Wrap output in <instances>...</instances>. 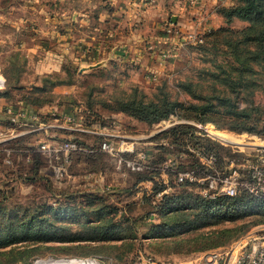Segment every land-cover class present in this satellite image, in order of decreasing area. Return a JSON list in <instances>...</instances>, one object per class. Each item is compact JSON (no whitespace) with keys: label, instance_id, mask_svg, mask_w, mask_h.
Returning a JSON list of instances; mask_svg holds the SVG:
<instances>
[{"label":"rangeland","instance_id":"rangeland-1","mask_svg":"<svg viewBox=\"0 0 264 264\" xmlns=\"http://www.w3.org/2000/svg\"><path fill=\"white\" fill-rule=\"evenodd\" d=\"M238 3L0 0V92L11 95L1 109H12L0 114V264L188 261L264 230V198L209 197L197 182L176 184L172 170L163 171L160 195L139 182L153 177L162 190L169 159L180 171L211 174L199 160L210 154L217 171L244 177L264 147V61L243 39L251 23L222 13ZM132 96H165L175 112L151 122L121 106ZM206 100L214 110L198 120L191 105ZM106 138L133 141L137 153L119 162L97 150ZM67 140L82 149L58 178L39 148ZM141 152L146 168L131 171L123 161ZM207 201L213 205L205 210ZM183 215L197 226L174 233L170 226ZM97 225L98 240L56 238L88 237Z\"/></svg>","mask_w":264,"mask_h":264},{"label":"built area","instance_id":"built-area-1","mask_svg":"<svg viewBox=\"0 0 264 264\" xmlns=\"http://www.w3.org/2000/svg\"><path fill=\"white\" fill-rule=\"evenodd\" d=\"M11 111L12 109L8 107L4 110V114L8 115ZM68 119L72 120L73 116H68ZM79 149H82V147L77 142L71 140L55 143L43 142L39 148L46 160H48L49 172L58 178L63 177L67 173L72 152ZM257 149L258 153H255L254 159L247 164V171L244 177L239 176L235 169L227 174L217 171L215 156L213 154L199 157L201 165L205 170L209 168L214 170L211 174L204 172L198 174L200 169L196 167L180 171L177 169V166H174L177 160L172 161L170 159L161 167V174L162 177L167 178V174L164 172L172 170L176 184L197 182L203 185V193L209 197L246 195L264 198V147L259 146ZM98 150L109 156L118 157L119 162H121L122 154L133 155L137 153V145L133 141L125 140L114 143L109 138H106L99 144ZM147 158V153L141 152L138 154V157L123 161V163L131 171H141L146 168ZM173 158L175 159V157ZM147 183H149L150 187L147 186L145 188L149 189V192H152L151 185H153V182L148 181ZM150 264L158 263L152 262ZM191 264H264V230L250 233L238 239L231 247L222 251L214 250L204 253L202 257Z\"/></svg>","mask_w":264,"mask_h":264},{"label":"trees","instance_id":"trees-1","mask_svg":"<svg viewBox=\"0 0 264 264\" xmlns=\"http://www.w3.org/2000/svg\"><path fill=\"white\" fill-rule=\"evenodd\" d=\"M239 3L235 6L224 8L222 9V13L227 21H230L233 17H238L244 20H248L251 23V26L248 28V32L243 35V39L245 40V43H250L255 49H256V59H260L264 61V0H238ZM0 98L3 99H9L11 100V95L7 93V91H1L0 92ZM222 99V98H221ZM24 104L34 106V102L30 101L27 96L23 97ZM223 101L229 102V98L223 97ZM121 106L124 108V110L130 111L132 113L137 114L139 117L149 120V121H156L161 118H167L169 114L174 113L175 109L173 108L175 106L174 102L168 101V99L163 96L161 97V100L159 101H142L137 99L136 97H131L129 99H125L121 101ZM211 100H206L202 104H192L191 108L198 114V120H203L207 113L212 112L214 110L212 106ZM233 105L232 103L230 104ZM36 110V109H34ZM235 116H239L240 113L234 112ZM8 122V120H4ZM9 123V122H8ZM176 128H182V126L178 125ZM98 146V145H97ZM98 150V147H96ZM99 151V150H98ZM154 181L153 177L147 178V177H141L139 179V182L141 181ZM158 183L155 181L153 183L152 187V193H157L161 191V185H157ZM246 195H239L235 196L237 197L234 199L235 203L243 202V197ZM179 198L176 197H166V201L176 202ZM182 202V201H181ZM202 203V202H201ZM163 206V212H166L164 209L166 208L164 203H162ZM205 205V210H207L210 206L213 205L212 201L203 202ZM201 204L195 205L197 208H200ZM168 208V207H167ZM184 209L183 206L179 208L170 209L168 208V212L176 213V211H182ZM189 215V214H188ZM183 219L184 221L180 222H174L173 225L170 226V228L173 230L174 233H181V232H187L192 229H195L197 224L196 222L189 219V216L183 215L185 217ZM47 221L46 219H38V222H41V224H45ZM34 222V221H33ZM169 228L168 224L161 225V228H159V232L161 230H165ZM55 229V228H54ZM154 232L156 231V228H152ZM90 230V229H89ZM99 232V226L91 227V234L87 237V235H84L83 233H75V234H69L67 233L65 240L61 237H56L57 239H60V241H77V240H98L100 239V236L98 235ZM60 236V235H58ZM63 237V236H62Z\"/></svg>","mask_w":264,"mask_h":264},{"label":"crops","instance_id":"crops-1","mask_svg":"<svg viewBox=\"0 0 264 264\" xmlns=\"http://www.w3.org/2000/svg\"><path fill=\"white\" fill-rule=\"evenodd\" d=\"M1 74V73H0ZM2 99V98H1ZM0 99V114L2 115V114H4V110L3 109H1V107L5 104V99H2L1 100ZM97 177L98 178H100L99 179V181L100 180H102V177L99 175H97L96 176V179H97ZM162 178V183H163V188H162V190L161 191H167V189L166 190H164L165 188H167V180H165V179H163L164 177H161ZM167 179V178H166ZM148 181H150V180H147V181H141L140 183H143V182H148ZM148 187H150V185L148 186ZM152 185H151V191H152ZM170 188V187H169ZM161 191H159V192H161ZM158 193V192H157ZM203 256V254L202 255H200V256H198V257H196L195 259H191V260H188V261H168V262H165V261H163V262H157V263H159V264H191L192 262H194V261H197L200 257H202Z\"/></svg>","mask_w":264,"mask_h":264},{"label":"bare ground","instance_id":"bare-ground-1","mask_svg":"<svg viewBox=\"0 0 264 264\" xmlns=\"http://www.w3.org/2000/svg\"><path fill=\"white\" fill-rule=\"evenodd\" d=\"M36 264H94L93 262L89 260H55V259H50L45 262H37Z\"/></svg>","mask_w":264,"mask_h":264}]
</instances>
